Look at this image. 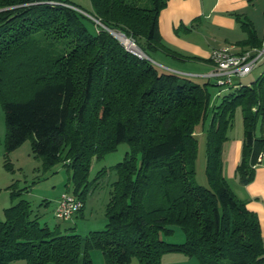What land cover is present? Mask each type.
<instances>
[{
	"label": "trees",
	"instance_id": "1",
	"mask_svg": "<svg viewBox=\"0 0 264 264\" xmlns=\"http://www.w3.org/2000/svg\"><path fill=\"white\" fill-rule=\"evenodd\" d=\"M90 1L89 11L71 0H0V101L7 154L31 138L45 168L62 162L71 171L73 195L83 203L79 211L93 160L128 143L125 158L112 167L117 179L106 227L83 236L75 226L50 225L20 198L0 218V264H93V249L107 264H130L133 257L140 264H163L168 252L200 264H264L260 220L233 190L222 158L241 107L237 174L244 184L253 180L264 151V135L258 134L264 71L216 102L213 82L160 69L110 31L124 33L150 57L160 50L199 58L163 41L159 17L168 0ZM235 16L247 35L237 43L241 49L262 46L254 23ZM199 132L207 136L208 186L195 178ZM14 184L9 188L18 197L22 190ZM175 226L185 233L181 243L165 238Z\"/></svg>",
	"mask_w": 264,
	"mask_h": 264
},
{
	"label": "rangeland",
	"instance_id": "2",
	"mask_svg": "<svg viewBox=\"0 0 264 264\" xmlns=\"http://www.w3.org/2000/svg\"><path fill=\"white\" fill-rule=\"evenodd\" d=\"M71 1L85 10H91L90 0ZM255 10H259V16L254 18L255 26L256 29L263 34L264 0H259V2H257ZM197 20L200 21L199 18ZM195 27H198V23L195 24ZM179 30H185L183 25L180 26ZM185 33L188 32L186 31ZM206 36L210 39V34ZM163 41L170 48H175L176 51L178 50V52H181L180 54H189L187 53V49L182 46L179 41L175 42L171 39L166 41L164 38ZM123 44L125 47L127 46L125 43ZM150 54L153 63L160 69H167L163 64V62L168 61L166 57L174 58V56L160 50L150 51ZM187 65L189 68L195 69L193 68L194 64L191 62H188ZM263 71L264 62L260 63L250 74L241 77L238 81L242 85L250 84L252 81L256 80ZM181 74L190 77L197 83H204L208 80V77H199L192 73ZM211 82L213 81L211 80ZM211 90L213 93V100L220 102L222 97L230 93L233 89L213 85L211 86ZM199 129L200 128L197 130L199 131ZM6 132L5 111L0 101V205H3V207L11 206L20 198L27 199L31 202L34 211L40 214V220L42 222L47 221L50 225L60 222L63 226H75L76 232L83 236L88 235L91 231L102 230L106 227V206L110 199L112 183L117 179V172L112 167L125 158L126 152L129 150L127 142H121L117 149L107 152L100 159L95 158L93 160L89 173L91 183L89 184V191L83 210L76 212L71 220H61L55 215V209L58 203L57 199L65 191L71 192L72 194L74 193L71 171L68 170L62 162H58L50 169L45 168L42 158L34 155L31 138L27 139L20 146L7 154L5 147ZM228 135L231 137L244 135V121L241 107L236 109L233 124ZM197 138L198 151L195 158V178L198 184L208 186V177L206 173L207 136L205 132H199ZM103 168H105L106 171L99 174ZM226 178L233 190L236 191L239 181L237 176L235 178L227 176ZM12 184H14L12 186L14 189L22 190L20 196L12 197V189L9 188ZM4 204L7 205L4 206ZM2 218H4V212ZM165 238L169 242L181 243L185 240V233L179 226H175L174 233ZM173 257L177 258L172 259ZM92 258L93 264H107L102 251L99 249L92 250ZM97 258L100 259V261H98ZM163 259L164 264H200L196 257H189L180 252L165 253ZM19 263L25 264V261L22 260L19 261ZM130 264L140 263L136 257H133Z\"/></svg>",
	"mask_w": 264,
	"mask_h": 264
},
{
	"label": "crops",
	"instance_id": "3",
	"mask_svg": "<svg viewBox=\"0 0 264 264\" xmlns=\"http://www.w3.org/2000/svg\"><path fill=\"white\" fill-rule=\"evenodd\" d=\"M257 2L259 0H168L159 17L162 37L166 41L168 39L179 41L189 53L185 56L199 58L166 57L168 61L163 62L165 67L179 73H192L199 77H207L212 69L210 55L214 48L228 45L234 46L235 50L241 49L237 43L247 35L241 28L235 13L245 15L256 25L254 18L259 16V10H255ZM198 18L200 21L197 20ZM196 23H198V27H195ZM181 25L185 30H179ZM186 31L188 33H185ZM207 34H210L211 40L207 38ZM257 34L258 38L264 41V32L262 34L257 30ZM188 62L194 64L193 68L195 69L189 68ZM258 134L264 135V123ZM242 144L243 135L235 137L228 135V139L223 145L222 158L226 177L235 178L237 176L239 180L237 166L241 158ZM237 186V190H234L235 193L246 200L247 207L258 215L264 234V151L261 161L256 165L253 180L246 184L239 180ZM6 207L8 206L0 205V218H2ZM175 258L177 257L172 259ZM97 260L100 261L98 258Z\"/></svg>",
	"mask_w": 264,
	"mask_h": 264
},
{
	"label": "built area",
	"instance_id": "4",
	"mask_svg": "<svg viewBox=\"0 0 264 264\" xmlns=\"http://www.w3.org/2000/svg\"><path fill=\"white\" fill-rule=\"evenodd\" d=\"M98 21V20H97ZM212 69L207 74L208 79L215 85L231 88L240 86L241 77L250 74L255 67L264 62V42L260 47H249L235 50L234 46H221L212 50L210 55ZM262 153L258 156V162ZM83 203L70 192H63L58 201L56 216L67 220L79 211Z\"/></svg>",
	"mask_w": 264,
	"mask_h": 264
},
{
	"label": "bare ground",
	"instance_id": "5",
	"mask_svg": "<svg viewBox=\"0 0 264 264\" xmlns=\"http://www.w3.org/2000/svg\"><path fill=\"white\" fill-rule=\"evenodd\" d=\"M116 34L122 39L123 43H125L129 48L139 51V48L137 47L136 43L131 38L123 35L119 31H116Z\"/></svg>",
	"mask_w": 264,
	"mask_h": 264
},
{
	"label": "water",
	"instance_id": "6",
	"mask_svg": "<svg viewBox=\"0 0 264 264\" xmlns=\"http://www.w3.org/2000/svg\"><path fill=\"white\" fill-rule=\"evenodd\" d=\"M111 31V33L115 36V37H117L121 42H123L122 41V39L116 34V31H114V30H110ZM120 33H122V32H120ZM123 35H125L124 33H122ZM126 36V35H125ZM137 45V44H136ZM137 47L139 48V51L138 50H134V49H131V48H129L128 46H126V48L127 49H129V50H131L132 52H134V53H136L137 55H139V56H141V57H146V58H148V59H150V60H152V58L150 57V56H148L138 45H137ZM153 61V60H152Z\"/></svg>",
	"mask_w": 264,
	"mask_h": 264
}]
</instances>
